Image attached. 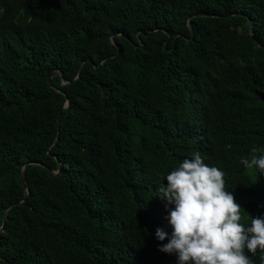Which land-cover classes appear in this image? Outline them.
Wrapping results in <instances>:
<instances>
[{"label":"trees","instance_id":"1","mask_svg":"<svg viewBox=\"0 0 264 264\" xmlns=\"http://www.w3.org/2000/svg\"><path fill=\"white\" fill-rule=\"evenodd\" d=\"M254 38L264 0H0V264H179L157 191L196 152L264 219Z\"/></svg>","mask_w":264,"mask_h":264},{"label":"clouds","instance_id":"2","mask_svg":"<svg viewBox=\"0 0 264 264\" xmlns=\"http://www.w3.org/2000/svg\"><path fill=\"white\" fill-rule=\"evenodd\" d=\"M259 153L264 148L252 147L240 163L264 173V154ZM224 175L196 152L166 176V187H159L172 233L157 228L155 235L168 241L159 250L175 254L179 264H264V219L251 218L248 227L241 224V206L225 190ZM258 249L261 255L253 263L246 251L256 255Z\"/></svg>","mask_w":264,"mask_h":264},{"label":"water","instance_id":"3","mask_svg":"<svg viewBox=\"0 0 264 264\" xmlns=\"http://www.w3.org/2000/svg\"><path fill=\"white\" fill-rule=\"evenodd\" d=\"M200 15H204V14H200ZM189 26H190V29H191V31H192V34L195 35L194 29H193V25H192L191 22H189ZM166 33L168 34L169 39H170V37H171V33H170V32H167V31H166ZM250 33H251L252 36L254 35L253 21H252V20L250 21ZM169 39H168V40H169ZM254 41L258 44V46H260V47H264V45H263L261 42H259L256 38H254ZM165 45H167V43H166ZM57 75L63 77V78H62V80H63V84H67V83H69V81L64 77L63 72H62V71H59V70H55V71H53V73H52V74L50 75V77H49V78H50V81H51V79H52L54 76H57ZM78 77H79V76H77V78H78ZM77 78H76V79H77ZM53 87H54L55 89H57L56 86L53 85ZM69 106H70V103L67 102L66 105H65V107H64V109H65V108H68ZM60 116H61V115H60ZM37 163H38V162H32V163H26V164H25V166H24V168H23V170H22V174H21V176H22V181H23V184H24V185H26V182H27V180H26V169H27L31 164H37ZM50 170H51L52 172H54V173H60V171H61V169H59L58 171H54V170H52V169H50ZM9 210H10V209H8L7 212H6V214H5L4 221H3V225H2V227H0V230H4L5 227H6V223H7L8 215H9Z\"/></svg>","mask_w":264,"mask_h":264}]
</instances>
